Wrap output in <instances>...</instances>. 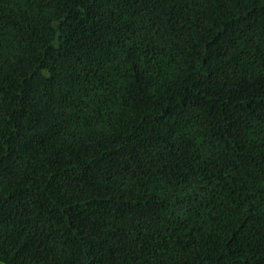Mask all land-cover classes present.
Instances as JSON below:
<instances>
[{
  "label": "trees",
  "instance_id": "trees-1",
  "mask_svg": "<svg viewBox=\"0 0 264 264\" xmlns=\"http://www.w3.org/2000/svg\"><path fill=\"white\" fill-rule=\"evenodd\" d=\"M0 262L264 264V0H0Z\"/></svg>",
  "mask_w": 264,
  "mask_h": 264
},
{
  "label": "snow or ice",
  "instance_id": "snow-or-ice-1",
  "mask_svg": "<svg viewBox=\"0 0 264 264\" xmlns=\"http://www.w3.org/2000/svg\"><path fill=\"white\" fill-rule=\"evenodd\" d=\"M3 51H4V49H3V44H2V42H0V54H2Z\"/></svg>",
  "mask_w": 264,
  "mask_h": 264
},
{
  "label": "rangeland",
  "instance_id": "rangeland-1",
  "mask_svg": "<svg viewBox=\"0 0 264 264\" xmlns=\"http://www.w3.org/2000/svg\"><path fill=\"white\" fill-rule=\"evenodd\" d=\"M0 264H3V263L0 262Z\"/></svg>",
  "mask_w": 264,
  "mask_h": 264
}]
</instances>
